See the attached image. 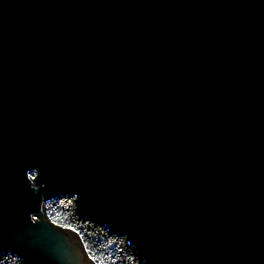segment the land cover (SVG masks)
Masks as SVG:
<instances>
[{
	"label": "water",
	"instance_id": "1",
	"mask_svg": "<svg viewBox=\"0 0 264 264\" xmlns=\"http://www.w3.org/2000/svg\"><path fill=\"white\" fill-rule=\"evenodd\" d=\"M59 196L146 264H264V0H0V251L95 264Z\"/></svg>",
	"mask_w": 264,
	"mask_h": 264
},
{
	"label": "trees",
	"instance_id": "2",
	"mask_svg": "<svg viewBox=\"0 0 264 264\" xmlns=\"http://www.w3.org/2000/svg\"><path fill=\"white\" fill-rule=\"evenodd\" d=\"M48 219L74 231L88 257L95 264H146L126 237L110 233L87 216L80 214L73 199L59 196L44 204ZM0 264H23L13 255L0 251Z\"/></svg>",
	"mask_w": 264,
	"mask_h": 264
}]
</instances>
